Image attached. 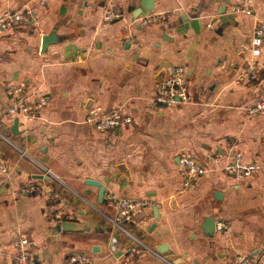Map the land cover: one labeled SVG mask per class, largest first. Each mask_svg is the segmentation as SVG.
<instances>
[{
  "label": "crops",
  "instance_id": "0c3cea01",
  "mask_svg": "<svg viewBox=\"0 0 264 264\" xmlns=\"http://www.w3.org/2000/svg\"><path fill=\"white\" fill-rule=\"evenodd\" d=\"M231 2L155 0L151 11L138 13V0H0V15L32 10L27 21L0 30L6 168L0 171V264L16 255L19 235L29 240L30 264H64L73 253L87 255L86 264H233L237 253L264 264V111L247 116L245 110L264 99V37L256 79L234 82L250 57L243 47L264 21V0L254 1L251 15L231 12ZM108 3L119 5L123 16L106 23ZM147 13L163 17L130 24ZM50 32L60 40L41 52ZM179 66L188 77L189 103L153 107L158 75L165 79ZM19 82L25 83L23 95L39 91L46 97L30 119L6 114L7 88ZM93 105L105 113L121 107L131 121L98 131L85 121ZM236 153L259 170L234 177L207 158L219 156L223 165ZM183 154L209 168L187 190L179 167ZM46 173L48 180L35 178ZM88 179L104 186L102 203ZM30 180L44 191L13 194ZM110 192L152 204L122 223L123 232L105 217L114 214L105 199ZM209 216L230 224L229 237L205 234ZM63 221L83 228L63 231ZM132 246L142 253L131 252Z\"/></svg>",
  "mask_w": 264,
  "mask_h": 264
},
{
  "label": "built area",
  "instance_id": "2783aa9c",
  "mask_svg": "<svg viewBox=\"0 0 264 264\" xmlns=\"http://www.w3.org/2000/svg\"><path fill=\"white\" fill-rule=\"evenodd\" d=\"M255 0H232L230 11L234 13L252 14V7ZM32 14L30 8L18 9L0 15V30L19 25L27 21ZM123 16L122 9L115 3H108L102 14V20L106 23L119 19ZM162 13H147L135 18L130 24L137 22L140 25H148L160 22ZM264 37V21L254 29L251 41L243 48L249 53V60L241 71L236 75L234 82L236 84L255 80L258 72L257 59L261 52L262 39ZM25 88L24 82L9 85L7 88L8 104L6 114L11 116H21L32 118L35 112L46 105V97L42 92L36 91L30 96L23 95ZM190 96L188 91V77L184 67L174 68L172 74L165 78L152 98L151 105L153 107H172L177 104L184 105L189 103ZM247 116H254L264 111V99L254 102L246 109ZM85 121L98 131H111L126 126L131 121L130 114L123 108L119 107L109 112H102L100 105H93L89 108ZM208 160L212 164V168H219L223 172L234 177H245L256 173L260 165L255 161H244L239 153L234 154L227 163L221 164L219 156L208 155ZM179 167L183 177L182 189L187 190L194 186L196 179L206 173L209 168L202 164L196 157L190 154H183L179 158ZM0 171H6L2 160V151L0 149ZM44 191L41 182L30 180L23 186L13 192L15 196L20 194H40ZM57 193H52V197L56 198ZM105 199L114 209L113 216H105L108 223L123 232H126L122 226L125 221L132 220L133 215L145 206L152 204L149 199H129L107 193ZM72 214H67V219H72ZM231 226L222 219L214 222V231L223 237H229L231 234ZM16 255L8 261V264H30V248L29 240L25 236H17L14 240ZM130 251L135 254L142 253L139 246L130 247ZM90 258L82 253H73L64 259V264H86ZM233 264H262L261 260L255 256L237 253Z\"/></svg>",
  "mask_w": 264,
  "mask_h": 264
},
{
  "label": "water",
  "instance_id": "95a60500",
  "mask_svg": "<svg viewBox=\"0 0 264 264\" xmlns=\"http://www.w3.org/2000/svg\"><path fill=\"white\" fill-rule=\"evenodd\" d=\"M154 1L155 0H138L140 7H138V9L136 11L138 13H141L142 8L145 9L146 11H151L154 8ZM59 40H60L59 37H57L54 32H50L49 34L44 35L42 37V40H41V52H44L50 43H54V42L59 41ZM162 76H163V72H161L158 75V78L161 82L164 80V77H162ZM17 126H18V118H15L13 120V124H12V131L13 132L16 131ZM118 168H120V170L123 171L124 173L128 174V171L126 170V168L123 165H118ZM50 177H51V175L49 173H46V175H43V174L35 175V178H37V179L48 180ZM85 183L87 185L98 187V203H102L103 196H104V190H105L104 186L100 182L92 180V179L86 180ZM215 197L217 200L215 204L217 205L218 204L217 202L220 200V195H215ZM153 211H154L155 215L158 217V209L155 205L153 206ZM214 222H215V220L213 217L209 216V217H206V219H205L203 229H204L205 234L209 237H211L213 235ZM81 228H83V225L80 224L79 222H76V221H63L58 225V229H61L63 231L64 230L65 231H76V230H79ZM163 246H165V245L160 244L157 248L158 251L161 253L164 252Z\"/></svg>",
  "mask_w": 264,
  "mask_h": 264
}]
</instances>
